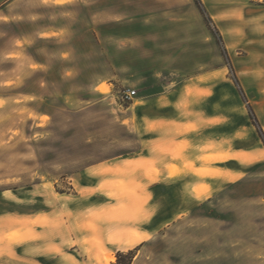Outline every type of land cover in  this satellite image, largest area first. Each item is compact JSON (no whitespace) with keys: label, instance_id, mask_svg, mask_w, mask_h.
<instances>
[{"label":"rangeland","instance_id":"1","mask_svg":"<svg viewBox=\"0 0 264 264\" xmlns=\"http://www.w3.org/2000/svg\"><path fill=\"white\" fill-rule=\"evenodd\" d=\"M10 2L0 0V264H104L117 251H133L132 264H264V0H105L101 29L40 34L47 39L37 27L69 9ZM23 6L29 15L16 16ZM202 73L214 75L229 121L257 130L253 154L238 155V172L214 190L192 185L167 227L178 195L166 202L152 179L155 216L139 230L141 162L103 161L137 149L126 109L134 99L206 82ZM127 89L136 94L122 103ZM152 162L146 175L157 173ZM26 214L39 216L14 217Z\"/></svg>","mask_w":264,"mask_h":264},{"label":"crops","instance_id":"2","mask_svg":"<svg viewBox=\"0 0 264 264\" xmlns=\"http://www.w3.org/2000/svg\"><path fill=\"white\" fill-rule=\"evenodd\" d=\"M26 1L36 3L38 8L41 5L51 6L59 11L69 9L67 18L55 20L47 26L39 25L36 30L37 39H47L40 34L49 31L60 36L62 31L75 34L79 28L101 29L104 13L108 10L103 8L105 0ZM14 2L15 0H11L10 3ZM29 10V7L23 6L18 11L19 14L15 15L27 17ZM38 15L40 14L37 13ZM204 75L207 74H199V76ZM197 77L176 83L170 82L159 91L136 98L137 102L133 98L126 109H130L128 118L131 120L138 147L132 155L116 161H103L102 168L114 167L127 159L141 162L137 176L141 179V186L144 187L142 189L146 201L141 205L142 215L138 216L139 219L135 223L139 230L147 229V226L152 224L147 222L155 216V213L150 211L154 208L151 202L154 198L152 179H162L166 202H168V193L171 194L173 190L178 195V203L167 206L170 211L161 223L167 227L174 219L182 218L183 211L187 208L188 189L192 185L203 183L214 190L221 181L227 182L229 177L238 172L236 162L243 159L238 155L249 158L253 154L252 136L257 130L253 131L252 124L243 122V125H236L229 121L230 106L221 109L217 91L213 88L214 75L211 78L207 75L206 82H198ZM210 82L211 88H209ZM193 86L196 89H192ZM39 95L38 92L37 97ZM178 146H180L178 153H174L173 150ZM262 148L264 149L263 143ZM221 155L223 157H220ZM204 156L209 157L204 158ZM150 161L154 162L152 164L157 169V173L152 176L142 171L144 163ZM171 165L177 170L174 174L170 172ZM62 194L67 195L65 192ZM171 210H179V212L172 214ZM39 215L54 217L53 211L44 210L43 214ZM39 215L26 214L14 217L30 220ZM54 253L52 251L48 258H53L56 255ZM53 261L48 260V263Z\"/></svg>","mask_w":264,"mask_h":264},{"label":"trees","instance_id":"3","mask_svg":"<svg viewBox=\"0 0 264 264\" xmlns=\"http://www.w3.org/2000/svg\"><path fill=\"white\" fill-rule=\"evenodd\" d=\"M252 118H253V121H254L255 125L257 126L259 132L263 134L261 126L259 125V122H258L256 116L254 115V113H252ZM133 257H134L133 251H129L126 253L123 251H117L115 261L110 262L108 264H132Z\"/></svg>","mask_w":264,"mask_h":264},{"label":"built area","instance_id":"4","mask_svg":"<svg viewBox=\"0 0 264 264\" xmlns=\"http://www.w3.org/2000/svg\"><path fill=\"white\" fill-rule=\"evenodd\" d=\"M135 94H136V90L135 89L124 90L120 94V101L123 103V102H126V101L130 100V99H133Z\"/></svg>","mask_w":264,"mask_h":264},{"label":"bare ground","instance_id":"5","mask_svg":"<svg viewBox=\"0 0 264 264\" xmlns=\"http://www.w3.org/2000/svg\"><path fill=\"white\" fill-rule=\"evenodd\" d=\"M114 259H115V256L112 254L103 255L104 264H108V263L112 262Z\"/></svg>","mask_w":264,"mask_h":264}]
</instances>
